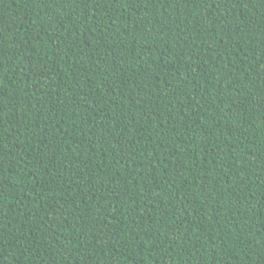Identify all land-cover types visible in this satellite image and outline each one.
I'll list each match as a JSON object with an SVG mask.
<instances>
[{
  "label": "trees",
  "instance_id": "trees-1",
  "mask_svg": "<svg viewBox=\"0 0 264 264\" xmlns=\"http://www.w3.org/2000/svg\"><path fill=\"white\" fill-rule=\"evenodd\" d=\"M0 264H264V0H0Z\"/></svg>",
  "mask_w": 264,
  "mask_h": 264
}]
</instances>
